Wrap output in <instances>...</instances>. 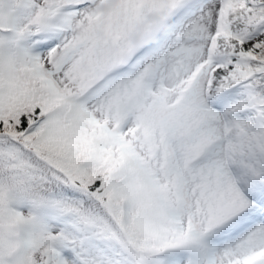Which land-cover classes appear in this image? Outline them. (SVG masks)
Instances as JSON below:
<instances>
[{"label": "snow or ice", "instance_id": "snow-or-ice-1", "mask_svg": "<svg viewBox=\"0 0 264 264\" xmlns=\"http://www.w3.org/2000/svg\"><path fill=\"white\" fill-rule=\"evenodd\" d=\"M0 264H264V0H0Z\"/></svg>", "mask_w": 264, "mask_h": 264}]
</instances>
